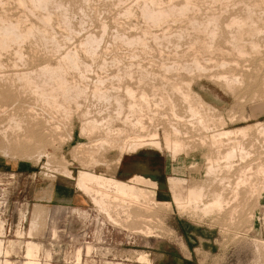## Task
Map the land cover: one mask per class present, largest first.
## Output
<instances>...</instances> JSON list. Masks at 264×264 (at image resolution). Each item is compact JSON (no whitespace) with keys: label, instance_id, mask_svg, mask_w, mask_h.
I'll return each instance as SVG.
<instances>
[{"label":"rangeland","instance_id":"rangeland-1","mask_svg":"<svg viewBox=\"0 0 264 264\" xmlns=\"http://www.w3.org/2000/svg\"><path fill=\"white\" fill-rule=\"evenodd\" d=\"M17 1L19 0H0V19H6L3 23L0 21V24L5 23L6 25L10 22L15 24L18 21L20 26L16 24L26 36L20 38L21 40H15L11 39V36H5V38L0 34V41L4 38V42H0V264H4L5 260H9L12 264H28L30 261L27 254L28 244L31 241L38 244L36 260L39 264H264V174L257 173L259 164L264 167V137L258 132L261 128L260 124H264V33L260 32L259 35L257 34L259 37H255L262 46L261 52L248 49L249 54L239 59L240 57L238 58L227 42L231 35L225 26L231 17H235L234 15L252 24L253 21L250 22L248 19L249 10L247 8L250 5L252 7L255 4L253 2L259 0H244L248 4L243 0H225L224 2L223 0H192V2L191 0H59V2L55 0L51 2L48 7L50 10L47 9V11L34 9L30 2L27 5L21 4V6ZM263 2L261 7L253 12L254 22L261 20L259 23H254L255 27L254 24L253 27L262 28V30L264 29V16L259 14L261 13L259 10L264 8ZM186 3H191L189 10H192L191 5L196 7L194 6L192 11L188 12L187 9L185 12L181 10V7ZM59 8L62 11L58 10ZM161 8L170 11V17L159 20L161 23L156 20L155 22L148 15L145 18L146 14L143 16L144 10ZM65 10L67 13L64 12ZM194 18L196 21H192ZM193 22L197 25L195 28L192 25ZM198 23L202 25L199 27ZM203 26L207 28V32ZM27 29H30L29 31L34 35H29ZM214 29L219 30L215 37L208 34ZM46 36L50 39L45 40ZM175 36L179 38V42ZM52 39L54 43L51 42ZM196 39L199 42H196ZM204 44H207V47ZM204 46L206 50L208 47L211 49L214 47L216 51L213 52V48L204 53ZM218 49L223 50L221 52ZM210 50L213 52L212 55ZM69 51L71 53L67 54ZM196 51L199 54H195ZM196 57L198 63L200 61L202 64L199 63L201 68L195 66ZM215 58L217 60H214ZM218 58L229 62L226 69L221 66L222 61ZM236 61L237 63H234ZM70 62H73L75 67L78 64L77 69L71 66ZM236 64H240L239 67ZM50 65L54 69H57L56 66L62 67L63 71L59 69L60 72L57 74L64 75L62 77L65 83H61L68 86L71 84L72 87H76L79 83L76 89L81 87V92L77 94L71 90L75 93L70 92L69 96H66L56 87H46L48 78L41 75L39 70ZM221 67L224 69L222 70ZM231 72L232 74L233 72L239 73L244 78L247 77L245 78L246 84L233 91L228 90L220 78L225 73L231 76ZM5 85L9 87L6 88ZM42 86L46 88L42 89ZM33 90L37 94L30 96L35 93ZM127 90H132L134 95H129ZM143 90H145L144 93ZM43 91L47 92L45 97H48V100L40 94ZM26 93L30 94L26 95ZM194 93L198 94V97H195ZM63 95L66 98H63ZM51 96L57 97L56 100H52ZM142 96L144 97L141 99ZM70 97H72L71 100ZM29 99L34 101L31 102ZM117 99L120 101L118 102ZM146 100H148L147 104ZM194 100L202 103L201 105L196 104L198 108L200 107L198 110L197 107L194 108V104L198 101L193 104ZM132 101L137 105L141 102V105L138 107ZM28 102L31 103L28 104ZM167 102L168 104L165 105ZM172 103L174 106H170L173 105ZM57 106L63 107L67 115L63 116V109ZM162 106H164L163 109ZM190 106L195 110L194 115L191 114ZM150 107L151 109L148 110ZM159 107H161L160 111ZM156 109L157 113H155ZM57 110L62 114H58ZM203 112L206 114H202ZM134 113H136L135 118ZM11 114L20 116L21 119L24 118V130L20 132L8 130L4 134L3 131L10 125ZM164 114L168 115V118ZM178 114L179 117L181 116L180 119ZM136 115L140 116L143 122L140 123L142 120ZM59 116L63 119H59ZM176 116L177 118H174ZM220 119L225 122H221ZM144 123L146 128L142 126ZM190 123L196 124L191 125ZM84 124L90 128H86ZM131 124L136 125L131 126ZM216 125L217 128L214 127ZM135 126H138L136 134ZM245 126L250 128L248 134L246 133L244 137L237 135V139L243 145L245 144L244 147L253 155H250L252 160L250 157L245 160L237 158L235 168L228 175L225 171L222 172L219 177L227 175L233 187L237 178L242 176L241 173L244 172L242 170L246 171L250 166L251 178L257 179L252 185L256 183L255 187L258 188L243 186L236 200L230 197L231 192L228 189L226 210L211 216L203 217L201 213L197 215L194 212L179 210L174 202V191L170 178L178 176L184 178L187 180L185 186L190 188L197 184L200 185L203 182V172L210 157L222 156L228 147L224 144V146L215 145L214 148L211 145L212 139L206 134L208 132L213 134L214 129V133H218L222 130H239ZM99 128L101 129L98 130ZM110 128L113 131H110L112 130ZM85 129H88V132ZM174 129H177V134L173 131ZM82 130L85 132L82 133ZM121 130L126 131L124 133L126 138L124 135L121 136ZM108 131L111 138L108 134L106 135ZM147 133L149 136L146 135ZM154 133L156 136L153 135ZM131 134L139 135V138L132 137ZM144 135L148 138H144ZM28 136H33V138L27 140ZM129 136L133 139L135 137L138 139L136 141L140 142L144 141L143 139L145 141L149 138L156 139L161 150H148L144 146L138 148L132 155L125 154L127 146L135 142L133 139L129 140ZM176 137L177 141L183 142L178 155L173 150L175 146L173 140L176 142ZM98 138L102 141L96 144ZM103 139L108 143L103 142ZM37 141L41 144L39 145ZM206 142V145L201 146ZM251 145L253 148L250 149ZM117 147L125 151L121 153ZM218 147H221V154L216 153L215 149ZM88 148L90 150L95 148L93 149L95 151L91 152ZM97 149H100L99 152ZM94 153H97L96 156ZM129 159H147L148 167L142 170V173L156 180L157 185L149 183L141 187L143 193L141 196L145 197H139L140 204L130 202V207L126 205L120 207L112 203L119 215L118 217L117 214H113L114 218L118 219L114 223L107 217L104 210L96 206L91 197L82 193L80 187L69 178V175L77 176L80 173L79 169L90 161L86 166L92 167L97 172L128 178L133 170L127 163ZM260 160H262L261 163H259ZM192 161L196 163V166L188 168ZM45 162L47 165L44 164ZM220 189L218 179L210 188L208 200L212 198L213 191L219 192ZM146 193L149 195H144ZM36 211L40 213V218L37 224H32ZM140 254H145L147 259H140Z\"/></svg>","mask_w":264,"mask_h":264},{"label":"bare ground","instance_id":"bare-ground-1","mask_svg":"<svg viewBox=\"0 0 264 264\" xmlns=\"http://www.w3.org/2000/svg\"><path fill=\"white\" fill-rule=\"evenodd\" d=\"M54 2L55 0H19V1H17L18 2V4H19V2H20V5L21 4H23V5H27V3L28 2H30L31 4H32V6L34 7V9L35 8H39V9H42V10H46L47 11V9H48V7H49V5L51 4V2ZM62 1V0H61ZM150 1H152V0H150ZM219 1V0H218ZM225 0H223L222 2H224ZM227 1V0H226ZM244 1V0H243ZM242 1V2H243ZM58 2H59V0H58ZM155 2V1H154ZM187 2V1H186ZM191 2H192V0H191ZM245 2V1H244ZM263 2V0H259L258 2H253V3H255L254 5H252V7H251V5H250V7H248L247 9L249 10L248 12H249V14H247V15H249V17H248V19H250V22H252L253 21V23L251 24V23H248V20H241V19H239L238 17H236V15H234L235 17H231L230 18V20L228 21V23L225 25L226 26V29L228 30V32H229V34L231 35V37H230V39H229V37H228V40L227 39H225V40H227V42L231 45V47H232V49L234 50V53H236L237 55H238V58L239 59H241V58H244V57H246L248 54H249V52H248V49H249V51L250 50H252V51H254V52H261L260 51V48L262 47L260 44H259V42L256 40L258 37H257V34L259 35V33L260 32H263L264 33V29L262 30V28L260 29V28H254L255 27V24L256 23H259V22H254V20H253V12L256 10V9H258L259 7H261V3ZM64 3V2H63ZM63 3H61L62 4V6H63ZM152 3V2H151ZM185 3V2H184ZM245 3H247V2H245ZM244 3V4H245ZM251 3V2H250ZM264 3V2H263ZM56 4V3H55ZM54 4V5H55ZM60 4V3H59ZM176 4V3H175ZM175 4H173V5H175ZM190 4L191 3H186V4H184L182 7H181V10H184L185 12H186V10L189 8V6H190ZM248 4V3H247ZM53 5V4H52ZM227 5V4H226ZM22 6V5H21ZM149 6V5H148ZM179 6V5H178ZM178 6H175V7H178ZM194 7L195 5H191V7ZM246 6V5H245ZM248 6V5H247ZM60 7H61V5H60ZM193 7H192V10H193ZM196 7V6H195ZM194 7V8H195ZM29 8V7H28ZM63 8H65V6L63 7ZM144 8V7H143ZM147 8V7H146ZM146 8H144V9H146ZM57 9V8H56ZM67 9V8H66ZM172 9V8H171ZM180 9V8H179ZM178 9V10H179ZM244 9V8H243ZM32 10V9H31ZM48 10H50V8L48 9ZM58 10H60V8L58 9ZM174 10H175V8H174ZM180 10V11H181ZM191 10V9H190ZM189 9H188V12L190 11ZM191 10V11H192ZM198 10H200V9H198ZM197 10V11H198ZM60 11H62V10H60ZM129 11V10H128ZM143 11V10H142ZM259 11H261V13L259 12V14L260 15H263L264 16V8H260V10ZM35 12V11H34ZM64 12H66V10L64 11ZM145 12V13H144ZM179 12V11H178ZM194 12H196V11H194ZM246 12H247V10H246ZM245 12V13H246ZM67 13V12H66ZM128 13V12H127ZM174 13V12H173ZM184 13V12H183ZM182 13V14H183ZM242 13H244V12H242ZM256 13V12H255ZM5 14V13H4ZM47 14V13H46ZM52 14V13H51ZM146 14V16H145V18L147 17V15L149 16V17H151L152 18V20H156L157 22H159V20H163V19H165L166 17H168L169 15H170V11H168V10H166V9H159V10H150V9H148L147 11H143V16ZM187 14V13H186ZM185 14V15H186ZM222 14V13H221ZM44 15V14H43ZM42 15V16H43ZM62 15H65V14H62ZM62 15H61V17H62ZM178 15H180L179 13H178ZM184 15V16H185ZM214 15V14H213ZM7 15H5V17H6ZM10 16V15H9ZM183 16V15H182ZM181 16V17H182ZM189 16V15H188ZM211 16H212V14H211ZM215 16V15H214ZM240 16H241V14H240ZM239 16V17H240ZM257 18H260L261 19V17H258V15H255ZM1 17V16H0ZM170 17V16H169ZM177 17V16H176ZM245 17V16H244ZM43 18H44V16H43ZM150 18V19H151ZM187 18V17H186ZM213 18V17H212ZM215 18V17H214ZM17 19V18H16ZM19 19H22V18H20L19 17ZM63 19V18H62ZM69 19H70V17H69ZM69 19H68V21H69ZM216 19V18H215ZM247 19V18H246ZM6 20V19H5ZM5 20H2V19H0V21H1V23H3V22H5ZM46 20V19H45ZM44 20V21H45ZM195 20V18L192 20V21H194ZM209 20H211L210 18H209ZM228 20V19H227ZM26 21H28V20H26ZM25 21V22H26ZM43 21V22H44ZM64 21H65V19H64ZM67 21V22H68ZM155 21V22H156ZM191 21V20H190ZM196 21V20H195ZM198 21V20H197ZM213 22H214V19L212 20ZM218 21V20H217ZM24 22V21H23ZM24 22V23H25ZM30 22V21H29ZM48 22V21H47ZM66 22V23H67ZM220 22V21H219ZM12 23V24H11ZM14 22H10V24H6V25H2V24H0V34L3 36V37H7V36H11V39H15V40H19L20 38H25L26 36L23 34V32H22V30H20V28H19V22L17 21L16 23L19 25H17L16 23V25L15 24H13ZM23 23V24H24ZM27 23V22H26ZM25 23V24H26ZM50 23V22H49ZM63 23V22H62ZM159 23H161V22H159ZM201 23H203V22H201ZM200 23V24H201ZM209 23V22H208ZM207 23V24H208ZM216 23V22H215ZM255 23V24H254ZM156 24V23H155ZM206 24V26H208ZM253 24H254V27H253ZM263 24V23H262ZM65 25V24H64ZM68 24H66L65 26H67ZM192 25H194V22H193V24ZM202 25V24H201ZM201 25H199V23H198V26L200 27ZM204 25V24H203ZM34 26H35V24H34ZM47 26V25H46ZM49 26V25H48ZM191 26V25H190ZM195 26H197V25H194V28H195ZM210 26V25H209ZM213 26V25H212ZM257 26V25H256ZM27 27H30V26H27ZM32 27V26H31ZM203 27H205V26H203ZM202 27V28H203ZM216 27V26H215ZM261 27V26H260ZM263 27H264V25H263ZM38 28V27H37ZM193 28V29H194ZM209 28V27H208ZM218 28H219V25H218ZM31 29V28H30ZM29 29V30H30ZM197 29V28H196ZM201 29V28H200ZM205 30L207 29L206 27L204 28ZM215 29H217V28H215ZM215 29L214 30H212L210 33H208V34H211L213 37H215L216 36V33H217V31H219V30H217V31H215ZM28 30V29H27ZM27 30H26V33H27ZM28 30V31H29ZM33 30V29H32ZM36 30V29H35ZM38 30V29H37ZM201 30H203V29H201ZM200 30V33L202 32ZM209 30H211V29H209ZM208 30V31H209ZM226 30V31H227ZM38 31H40V30H38ZM44 31V30H43ZM185 31V30H184ZM195 32L197 31V30H194ZM222 31V30H221ZM169 32V31H168ZM186 32V31H185ZM198 32V31H197ZM204 32V31H203ZM206 32H207V30H206ZM206 32H204V33H206ZM25 33V34H26ZM39 33V32H38ZM178 33H179V31H178ZM181 33V32H180ZM199 33V32H198ZM222 33V32H221ZM31 34V32L29 31V35ZM45 34V33H44ZM47 34V33H46ZM182 34H183V32H182ZM203 34V33H202ZM0 35V36H1ZM27 35H28V33H27ZM28 35V36H29ZM31 35H34L33 33L31 34ZM37 35V34H36ZM205 35V34H204ZM206 35H207V33H206ZM227 35H228V33H227ZM229 35V36H230ZM25 36V37H24ZM42 36V35H41ZM40 36V37H41ZM45 36V35H44ZM207 36H209V35H207ZM2 37V38H3ZM5 37V38H6ZM34 37V36H33ZM40 37H38L39 39H40ZM47 37V36H46ZM176 37V36H175ZM183 37V36H182ZM184 37H186V36H184ZM191 37V36H190ZM197 37V36H196ZM212 37V38H213ZM220 37V36H219ZM221 37H222V35H221ZM255 37H257L256 39H255ZM9 38V37H8ZM44 39H45V37H43ZM177 39H178V42L180 41L179 40V38L178 37H176ZM197 38H199V37H197ZM208 38V37H207ZM223 38H226V37H223ZM1 39V38H0ZM29 39H30V37H29ZM48 39H50V38H48L47 37V39H45V40H48ZM54 39V38H53ZM52 39V40H53ZM95 39V38H94ZM169 39V38H168ZM182 39V38H181ZM194 39H195V36H194ZM200 39V38H199ZM260 40H261V38H259ZM8 40V39H7ZM21 40V39H20ZM51 40V42H53L54 43V40L52 41ZM89 40V39H88ZM91 40V39H90ZM198 39H196V42H199V41H197ZM3 42H4V38H3V40H2ZM2 41H0V42H2ZM14 41V40H13ZM23 41V40H22ZM22 41H21V43H22ZM38 41V40H37ZM37 41L35 42L36 44H37ZM40 41V40H39ZM44 41V40H43ZM42 41V42H43ZM207 41V40H206ZM209 41V40H208ZM24 42V41H23ZM41 42V41H40ZM45 42V41H44ZM212 42V41H211ZM15 43H17V41L15 42ZM20 42H19V44H21ZM25 43V42H24ZM48 43V42H47ZM91 43V42H90ZM195 43V42H194ZM207 43H209V42H207ZM1 44V43H0ZM7 44V43H6ZM41 44V43H40ZM40 44H38V45H40ZM46 44V43H45ZM49 44V43H48ZM58 44V43H57ZM89 44V43H88ZM198 44V43H197ZM9 45V44H8ZM8 45L6 46V47H8ZM55 45V44H54ZM98 45V44H97ZM192 45H193V43H192ZM204 45H206V47H207V44H204ZM37 46V45H36ZM41 46V45H40ZM42 46H44V45H42ZM59 46V45H58ZM85 46V45H84ZM194 46V45H193ZM198 46V45H197ZM213 46H215V45H213ZM60 47V46H59ZM95 47V46H94ZM199 47V46H198ZM221 47V46H220ZM251 49H250V48ZM4 48V47H3ZM17 48H19V47H17ZM58 48V47H57ZM93 48V47H92ZM204 48H205V46L203 47V52L205 53V52H207V51H209V49H211L210 47H208V49L206 50V48H205V50H204ZM214 48V47H213ZM212 48V49H213ZM14 49V48H13ZM30 49V48H29ZM46 49V48H45ZM59 49V48H58ZM87 49V48H86ZM85 49V50H86ZM193 49H194V47H193ZM197 49V48H196ZM199 49V48H198ZM197 49V50H198ZM200 49H202L201 47H200ZM211 49V50H212ZM231 49V50H232ZM210 50V54L212 55V53L214 52V50L216 51V49L214 48L212 51ZM218 50H223V49H218ZM18 51H19V49H18ZM32 52L34 51V50H31ZM82 51H84V49L82 50ZM251 51V52H252ZM7 52V51H6ZM30 52V51H29ZM37 52V51H36ZM39 52V51H38ZM75 52V54H76V56H78L77 55V53H76V51H74ZM86 52H87V50H86ZM94 52V51H93ZM200 52V51H199ZM222 52V51H221ZM226 52H228V51H226ZM225 52V53H226ZM31 53V52H30ZM67 53V52H66ZM71 52L69 51L67 54H70ZM199 54L197 51L195 52V54ZM228 53H230V52H228ZM6 54V53H5ZM16 54H18V53H16ZM40 54H42V53H40ZM74 54V55H75ZM201 54V53H200ZM203 54V53H202ZM223 54V53H222ZM260 54V53H259ZM22 55V54H21ZM36 55V54H35ZM48 55V54H47ZM73 55V56H74ZM92 55H94L93 53H92ZM204 55V54H203ZM254 55H256V54H254ZM24 56V55H23ZM22 56V57H23ZM29 56V55H28ZM67 56V55H66ZM66 56H64V57H66ZM90 56V55H89ZM199 56H201L202 57V55H199ZM199 56H197V57H199ZM21 57V56H20ZM68 57V56H67ZM67 57L65 58V59H67ZM70 57V59H71V56H69ZM93 57V56H92ZM197 57H196V59H197ZM209 57V56H208ZM34 58V57H33ZM74 58V57H73ZM73 58H72V61H73ZM47 59V58H46ZM45 59V60H46ZM60 59V58H59ZM203 59V58H202ZM219 59V58H218ZM221 59H223V58H220L219 60H221ZM68 60V59H67ZM80 60V59H79ZM205 59H203V61H204ZM214 60H217V58H215ZM223 60H226V59H223ZM228 60V59H227ZM44 61V60H43ZM60 61V60H59ZM63 61H64V59H63ZM69 61V60H68ZM71 61V60H70ZM222 61V60H221ZM231 61V60H230ZM74 62V61H73ZM73 62L70 64L71 66L73 65ZM184 62V61H183ZM195 62V61H194ZM205 62V61H204ZM213 62V61H212ZM215 62V61H214ZM231 62H233V60L231 61ZM199 63L201 64V62L199 61ZM198 63V59H197V62H196V64H195V66L196 67H200L201 68V65ZM234 63H237V61L236 62H234ZM233 63V64H234ZM65 64H68V63H65ZM74 64H75V62H74ZM205 64V63H204ZM203 64V65H204ZM216 64H218V63H216ZM228 64H229V62H227V61H222L221 62V66L222 67H226V66H228ZM58 65V64H57ZM77 65V67H78V64H76ZM182 65V64H181ZM186 65H188V64H186ZM185 65V66H186ZM190 65H191V63H190ZM190 65H188V66H190ZM194 65V64H193ZM192 65V66H193ZM237 65V64H236ZM239 65L240 64H238L237 66L239 67ZM50 66H52V65H50ZM50 66H44L41 70H39L40 71V73H41V75L43 74L44 75V77H47L48 78V83L47 84H45V86L47 87H56L57 88V90L58 91H60V92H62L64 95H68L70 92H77V94H79L80 92H81V90H80V88L79 89H76L77 88V86H78V84L76 85V87L75 86H71V84L68 86V85H64L63 83H65L64 81H63V78L64 77H62V76H64V75H61V73H60V75H57L60 71H63V70H61L62 69V67H60L61 66V64H60V68L58 67V66H56L57 67V69H54L53 68V66L52 67H50ZM67 66V65H66ZM74 67H75V65H73ZM207 66V65H206ZM215 66V65H214ZM216 66H219V65H216ZM77 67H75L76 69H77ZM187 67V66H186ZM194 67V66H193ZM192 67V68H193ZM208 67V66H207ZM207 67H204V68H207ZM222 67H221V69H222ZM244 67V66H243ZM15 68V67H14ZM68 68V67H67ZM70 68V67H69ZM188 69H189V67H187ZM192 68H190L191 70H193ZM223 68V69H224ZM229 68H230V66H229ZM241 68V67H240ZM251 68H253V67H251ZM258 68V67H257ZM59 69H60V71H59ZM63 69H64V67H63ZM75 69V70H76ZM144 69V68H143ZM167 69V68H166ZM196 69H199V68H196ZM222 69V70H223ZM226 69V68H225ZM65 70V69H64ZM73 70H74V68H73ZM168 70V69H167ZM185 70V69H184ZM200 70V69H199ZM202 70H205V69H202ZM263 70V69H262ZM38 71V70H37ZM194 71V70H193ZM230 71V70H229ZM229 71H227V72H229ZM19 72V71H18ZM22 72V71H21ZM65 72H67V71H65ZM3 73V72H2ZM29 73V72H28ZM31 73V72H30ZM37 73H39V72H37ZM39 73V74H40ZM68 73V72H67ZM81 73V72H80ZM33 74H34V72H33ZM65 74V73H64ZM220 74H223V73H220ZM226 74V75H225ZM220 79H222V81H223V84H224V86L228 89V90H231V91H233V90H235V89H238V88H240V87H242L244 84H246L245 82V78H247V77H245L244 78V76L242 77V76H240L241 74H239V73H234L233 72V74H232V72H231V76H227V73H225ZM228 74H230V73H228ZM18 75V74H17ZM28 75H31V74H28ZM141 75V74H140ZM154 75V74H153ZM218 74H216V76H217ZM263 75V74H262ZM32 76V75H31ZM34 76H35V74H34ZM33 76V78H37V77H34ZM36 76H38V75H36ZM83 76V75H82ZM82 76H80V77H82ZM213 76V75H212ZM219 76H221V75H219ZM248 76H250V75H248ZM261 76V75H260ZM39 77V76H38ZM44 77H42V78H44ZM74 77V76H73ZM141 77V76H140ZM147 77V76H146ZM69 78V77H68ZM87 78V77H86ZM141 78H143V77H141ZM46 79V78H45ZM70 79V78H69ZM68 79V80H69ZM12 80V79H11ZM33 80V79H32ZM43 80V79H42ZM165 80V79H164ZM247 80V79H246ZM264 80V79H263ZM44 81H46V80H44ZM61 82H63V83H61ZM67 82V81H66ZM78 82V81H77ZM102 82V81H101ZM185 82V81H184ZM6 83V82H5ZM41 83V82H40ZM259 83V82H258ZM264 83V82H263ZM167 84V83H166ZM177 84V83H176ZM250 84V83H249ZM3 85V84H2ZM41 85H42V83H41ZM44 85V84H43ZM84 85V84H83ZM17 86H19L18 84H17ZM71 86V87H70ZM188 86V85H187ZM1 87V86H0ZM5 87L6 88H8L9 87V85L8 86H6L5 85ZM21 87V86H20ZM41 87V86H40ZM43 87L44 86H42V89H43ZM46 87H44V88H46ZM128 87V86H127ZM126 87V88H127ZM177 87H178V85H177ZM179 87H180V85H179ZM190 87V86H189ZM188 87V88H189ZM6 88H4V89H6ZM22 88V87H21ZM26 88V87H25ZM129 89H131V87H128ZM133 88V87H132ZM175 88V87H174ZM48 89V88H47ZM84 89V88H83ZM190 89V88H189ZM7 90V89H6ZM14 90V89H13ZM29 90V89H28ZM32 90V89H31ZM30 90V91H31ZM46 90V89H45ZM52 90V89H51ZM56 90V89H55ZM71 90H74V91H71ZM85 90H86V88H85ZM100 90H102V89H100ZM133 90V89H132ZM132 90H127L128 92H129V95L130 94H132V95H134L133 94V91ZM134 90H136V88H134ZM180 90V89H179ZM264 90V89H263ZM34 91V90H33ZM42 91V90H41ZM48 91V90H47ZM93 91V90H92ZM126 91V90H125ZM137 91V90H136ZM144 91L145 90H143V93H144ZM180 91H182V90H180ZM1 92V91H0ZM13 92V91H12ZM15 92V91H14ZM13 92V93H14ZM16 92H19V91H16ZM23 91L21 90V93H22ZM35 92V91H34ZM55 92V91H54ZM74 92V93H75ZM95 93H97L96 91H94ZM104 92V91H103ZM107 92V91H106ZM105 92V93H106ZM186 92V91H185ZM187 92H190V90H187ZM194 92V91H193ZM264 92V91H263ZM48 93H49V91H48ZM73 93V94H74ZM99 93V92H98ZM125 93H127V92H125ZM141 93V92H140ZM147 93V92H146ZM184 93V92H183ZM30 93H26V95H29ZM33 94H37L36 92L35 93H32L30 96H32ZM40 94H42V96L43 97H45V95H47V92H42V93H40ZM82 94V93H81ZM100 94V93H99ZM103 94V93H102ZM195 94V93H194ZM1 95V94H0ZM64 95H63V98H66V97H64ZM76 95V94H75ZM84 95V94H83ZM95 95V94H94ZM98 95V94H97ZM108 95H109V93H108ZM118 95V94H117ZM141 95V94H140ZM188 95H189V93H188ZM198 94H195V97H198L197 96ZM25 96V95H24ZM34 96V95H33ZM41 96V95H40ZM69 96V95H68ZM114 96H116V95H114ZM119 96V95H118ZM145 96V95H144ZM144 96H142L141 97V99L144 97ZM184 96H185V94L183 95V98H184ZM191 96V95H190ZM13 97V96H12ZM16 97V96H15ZM29 96H27V98H28ZM35 97H36V95H35ZM52 97V96H51ZM108 97V96H107ZM117 97V96H116ZM115 97V98H116ZM120 98H122V96H119ZM132 97V96H131ZM135 97H137V96H135ZM188 98H189V96H187ZM3 98V97H2ZM6 98V97H5ZM19 97L17 96V99H18ZM40 98V97H39ZM42 98V97H41ZM56 98L57 97H52L51 99L52 100H56ZM71 98L72 97H70V100H71ZM76 98H79V97H76ZM138 98V97H137ZM137 98H135V99H137ZM170 98V97H169ZM186 98V97H185ZM45 99L46 100H48V97H45ZM101 99H102V97H101ZM100 99V100H101ZM133 99V98H132ZM148 99V98H147ZM30 100V99H29ZM34 100H37V99H35L34 98ZM33 100V101H34ZM58 100V99H57ZM61 100V102H62V99H60ZM77 100V99H76ZM118 100V102L120 101L119 99H117ZM116 100V101H117ZM149 100V99H148ZM148 100H146V104H147V101ZM159 100H162L163 101V99H159ZM183 100H187V99H183ZM17 101V100H16ZM23 101V100H22ZM31 102H33L32 100H30ZM38 101V100H37ZM64 101V100H63ZM69 101V100H68ZM75 101V100H74ZM104 101V100H103ZM150 101V100H149ZM198 101V102H197ZM194 100L192 103L194 104V102H197V103H195L194 104V108L195 107H197L196 106V104L198 105H201L202 103H199V100ZM201 101V100H200ZM31 102H28V104L29 103H31ZM36 102V101H35ZM61 102H59L60 104H61ZM66 102V101H65ZM69 102H72V101H69ZM106 102V101H105ZM115 102V101H114ZM133 102V101H132ZM132 102H130V103H132ZM145 102V101H144ZM165 102V101H164ZM187 102H189V100H187ZM186 102V103H187ZM191 102V101H190ZM16 103H18V101L16 102ZM46 103V102H45ZM53 103V102H52ZM59 103H57V104H59ZM134 103V102H133ZM132 103V104H133ZM136 103H138V102H136ZM141 103V102H140ZM139 103V105H141ZM143 103V102H142ZM27 103H26V107H27V105H28ZM54 104H55V102H54ZM59 104V105H60ZM69 104V103H68ZM76 104V103H75ZM77 104H78V102H77ZM77 104H76V106H77ZM129 104V103H128ZM135 104V103H134ZM133 104V105H134ZM145 104V105H146ZM168 104V102L167 103H165V105H167ZM169 104H170V102H169ZM173 104V103H172ZM207 104V103H206ZM2 105H3V102H2ZM33 105V104H32ZM37 104L35 103V106H36ZM41 105V104H40ZM45 105V104H44ZM132 105V107H134ZM135 105H137V104H135ZM139 105H137L138 107H139ZM164 105V104H163ZM189 105H191V103L189 104ZM15 106V105H14ZM54 106V105H53ZM52 106V108H54ZM60 106H63V105H60ZM65 106V105H64ZM69 106V105H68ZM149 106V105H148ZM155 106H159V105H155ZM161 106V105H160ZM170 106H174V104L173 105H170ZM175 106H176V104H175ZM3 107V106H2ZM58 108H62L63 109V107H59V106H57ZM78 107V106H77ZM118 107V106H117ZM116 107V108H117ZM124 107V106H123ZM138 107H137V109H138ZM146 107V106H145ZM156 107V108H157ZM163 107L164 106H162V109H163ZM28 108H29V106H28ZM28 108H26V109H28ZM32 108H33V106H32ZM38 108V107H37ZM69 108V107H68ZM73 108V107H72ZM131 108V107H130ZM147 108V107H146ZM160 108L161 107H159L158 108V110L160 111ZM176 108V107H175ZM189 108V107H188ZM194 108L193 107H191L190 106V111H191V114H193V113H195V110H194ZM200 108V107H199ZM198 107H197V110L199 109ZM23 110V108L21 107L20 108V110ZM47 109V108H46ZM56 109V108H55ZM54 109V110H55ZM131 109H133V108H131ZM143 109H145L144 107H143ZM151 109V107L148 109V110H150ZM153 109V108H152ZM209 109V108H208ZM21 110V111H22ZM39 110V109H38ZM48 110H49V108H48ZM66 110V109H65ZM72 110V109H71ZM71 110H69V111H71ZM119 110V112H120V109H118ZM128 110H130V109H128ZM136 110V109H135ZM135 110L133 111V112H135ZM157 109H156V111H155V113H157V111H158ZM170 110H171V108H170ZM173 110V109H172ZM24 111H26V110H24ZM27 111H29V109L27 110ZM32 112H33V110H31ZM31 111L29 112V113H31ZM35 111V110H34ZM47 111V110H46ZM50 111H52L51 109H50ZM72 111H74V110H72ZM142 111V110H141ZM145 111V110H144ZM42 112H45V111H42ZM55 112H56V110H55ZM57 112H58V110H57ZM62 112H63V116H65L64 114H66V112L67 111H65V113H64V109L62 110ZM62 112H60L61 114H62ZM128 112V111H127ZM136 112H138V110L136 111ZM152 112V111H151ZM169 112H171V111H169ZM174 111H172L171 113H173ZM1 113V112H0ZM28 113V112H27ZM39 113V112H38ZM52 113V112H51ZM59 112H58V114H60ZM82 113H84L83 111H82ZM141 112H139V114H140ZM190 113V112H189ZM200 113V112H199ZM198 113V114H199ZM18 114H19V112H18ZM127 114V113H126ZM135 114L136 113H134V118H135ZM201 114V113H200ZM202 114H206V113H202ZM12 115V114H11ZM27 115V114H26ZM29 115V114H28ZM46 115V114H45ZM67 115V114H66ZM70 115V114H69ZM154 115H156V114H154ZM166 114H164V116H165ZM173 116H175L174 114H172ZM194 115V114H193ZM192 115V116H193ZM48 116V115H47ZM57 116V115H56ZM62 116V115H61ZM127 116V115H126ZM137 116V115H136ZM152 116H153V113H152ZM161 116L163 117V114H161ZM168 116V115H167ZM167 116H165L166 118H168ZM203 116V115H202ZM210 116V115H209ZM23 117H25V115L23 116ZM69 117V116H68ZM132 117V116H131ZM137 117H139V118H141L140 116H137ZM151 117V116H150ZM161 117V118H162ZM181 117V116H180ZM180 117H179V114H178V118L180 119ZM191 117V116H190ZM197 117H199L200 118V116H197ZM2 118H4V117H2ZM11 119H10V125H9V127L8 128H6V130H4L3 131V133L4 134H6L7 133V131L8 130H13V131H18V132H20V131H23L24 130V123H25V120H24V118H20V116H17V115H12V117H10ZM29 118V117H28ZM34 118V117H33ZM70 118V117H69ZM138 118V119H139ZM155 118V117H154ZM174 118H177V116L176 117H174ZM201 118H203V117H201ZM234 118V117H233ZM41 118H39V120H40ZM59 119H63V118H61L60 116H59ZM66 119V118H65ZM129 119H130V117H129ZM181 119H183V118H181ZM188 119H189V117H188ZM211 119H212V117H211ZM215 119V118H214ZM50 120V119H49ZM52 120V119H51ZM97 120V119H96ZM95 120V121H96ZM126 120H127V118H126ZM137 120V119H136ZM141 120L142 121H140V123L141 122H143V119L141 118ZM153 120V119H152ZM160 120V119H159ZM196 120V119H195ZM199 120V119H198ZM197 120V121H198ZM213 120V119H212ZM212 120L210 121V122H212ZM221 120V119H220ZM219 120V121H220ZM32 121V120H31ZM44 121V120H43ZM138 121V120H137ZM193 121V120H192ZM196 121V122H197ZM205 121V120H204ZM217 121V120H216ZM215 121V122H216ZM218 121V122H219ZM224 121V120H223ZM222 120H221V122H223ZM5 122V121H4ZM38 122V121H37ZM40 122H42V121H40ZM186 122H189V121H186ZM209 122V121H208ZM215 122H213V123H215ZM220 122V123H221ZM225 122V121H224ZM91 123H93V122H91ZM98 123V122H97ZM139 123V124H140ZM198 123V122H197ZM206 123V122H205ZM257 123V122H256ZM38 124V123H37ZM36 124V125H37ZM87 124H89V123H87ZM173 124V123H172ZM172 124H170V125H172ZM191 124V123H190ZM194 124H196V123H194ZM194 124H191V125H194ZM202 124H203V127H204V122L202 121ZM209 124V123H208ZM222 124V123H221ZM223 124H225V123H223ZM255 124V123H254ZM84 125H86V124H84ZM94 125V124H93ZM92 125V126H93ZM97 125V124H96ZM133 125H136V124H133ZM132 124H131V126H133ZM142 125V124H141ZM178 125V124H177ZM176 125V126H177ZM249 125H251V124H249ZM261 125V126H260ZM260 125H257V126H260L261 128H259V131L258 132H260V135L261 136H263L264 137V124L262 123V124H260ZM27 126H30V125H27ZM87 126V125H86ZM102 126V125H101ZM142 126H145V128H146V124L144 123ZM172 126H174V125H172ZM206 126V125H205ZM208 126V125H207ZM252 126V125H251ZM254 126H256V124L254 125ZM82 127V126H81ZM96 127H99V126H96ZM108 127V126H107ZM139 127H141V126H139ZM175 127V126H174ZM214 127H218L217 125L216 126H214ZM247 126H245V128H241V129H237V130H234V131H236V133H234V131H232V130H222L221 132H218V133H214V131H215V129H214V131H213V134H209V132H208V134H206V135H208V137H210L211 139H212V143H211V145L215 148V145H223L224 146V144H227L228 145V147H227V150L224 152V154L222 155V156H220V157H213V158H211L210 157V161H209V163L206 165V168H205V170H204V172H203V176H202V180H203V182H201V184L200 185H194L193 186V188H190V187H186L185 186V183H186V179H184V178H180L179 176V178L178 177H176V178H173V177H171L170 178V184H171V186H172V188H173V191H174V202H175V205L179 208V210H181V211H190V212H194V213H197V215H198V213H201V215L203 216V217H206V216H211V215H214V214H218V213H221V212H223V211H225L226 209H225V205H226V201H227V194H226V192L228 193L229 191L231 192V194H230V197H233V199H237L238 197H239V195L241 194V190L243 189V186H252V187H254V188H258V187H255V186H257L256 185V183L254 184V185H252L254 182H255V180H257L256 178H255V180L253 179V178H251V176H250V173H251V169H249V167L247 168V170L245 171V170H242V171H244V172H242L241 174H242V176H239L238 178H237V180H236V182H235V184H234V186L232 187V185H231V183H230V179H229V177L227 176L234 168H235V166H236V159L237 158H240L241 160H245V159H247L248 157H250V159L252 160V158H251V156H253V155H251V153H250V151L249 150H247L245 147H244V145L237 139V135H240V136H246L248 133V130H250V128H246ZM3 128V127H2ZM50 128V127H49ZM56 128V127H55ZM86 128H90V126H87ZM92 128V127H91ZM94 129H95V127H93ZM135 130L133 129V128H131L132 130H134L135 131V134H136V130H137V128H138V126L136 127L135 126ZM145 128H140V129H145ZM155 128V127H154ZM173 128V127H172ZM210 128H212V126L210 127ZM81 129V128H80ZM83 129V128H82ZM88 129H85L87 132H88ZM101 128H99L98 130H100ZM110 129H112V128H110ZM117 129V128H116ZM119 129V128H118ZM222 129V128H221ZM256 129H257V127H256ZM91 130V129H90ZM98 130H96L97 132H98ZM115 130V129H114ZM176 130L177 129H174L173 131H175L176 132ZM178 130H179V128H178ZM207 130V129H206ZM212 130V129H211ZM102 131V130H101ZM110 131H113V129L112 130H110ZM123 130H121V136L122 135H124V133L126 132H122ZM143 131V130H142ZM157 131V130H156ZM156 131H153V132H156ZM209 131V130H208ZM85 131H83L82 130V133H84ZM91 132V131H90ZM93 132V131H92ZM94 132H95V130H94ZM119 132V131H118ZM117 132V133H118ZM130 132V131H129ZM133 132V131H132ZM131 132V133H132ZM138 132V131H137ZM33 133V132H32ZM104 133H106V132H104ZM103 133V134H104ZM120 133V132H119ZM118 133V135H120ZM128 133V132H127ZM126 133V134H127ZM178 132H176L175 134H177ZM247 133V134H246ZM85 134H87V133H85ZM90 134V133H89ZM99 134V133H98ZM101 134V133H100ZM108 134V137L110 136L109 135V131H108V133H106V135ZM116 134V133H115ZM138 134V133H137ZM151 134V133H150ZM156 133H154L153 135L154 136H156L155 135ZM181 134V133H180ZM28 135V134H27ZM139 135H140V133H139ZM139 135H132L131 134V136L133 137V136H136V138L139 136ZM146 135H148V133L146 134ZM146 135H144L143 137L144 138H148V136H146ZM170 135V134H169ZM185 135V134H184ZM188 135V134H187ZM190 135V134H189ZM205 135V134H204ZM253 135V134H252ZM7 135H5V137H6ZM34 136V135H33ZM33 136H31L32 138H33ZM111 136H112V134H111ZM141 136V135H140ZM177 136H179V135H177ZM236 136V137H235ZM251 136V135H250ZM255 136V135H254ZM31 137H29L28 136V138H30V139H28L27 138V140H31ZM105 137V136H104ZM124 137H125V135H124ZM151 137H152V135H151ZM109 138H111V137H109ZM126 138V137H125ZM128 138V137H127ZM129 138H130V136H129ZM139 138V137H138ZM153 138V137H152ZM152 138H149V139H151V140H149L148 139V141H145V139H143L144 141H142V142H140V141H136V140H138V139H135V137H134V139L133 138H130L129 140H131V139H133V141H135L134 143L133 142H131L132 144H130V145H128L127 147H128V149H127V151H126V153L125 154H128V155H132L135 151H137L138 150V148H142V147H146V149H148V150H153V149H160L161 150V147H160V144H159V142L158 141H156V139H152ZM198 139H200L199 137H197ZM196 138V139H197ZM204 138H205V136H204ZM24 139V138H23ZM26 139V138H25ZM24 139V140H25ZM96 139V138H95ZM99 139V138H98ZM141 139V138H140ZM195 139V138H194ZM244 139V138H243ZM19 140V139H18ZM18 140H15V141H18ZM105 140H107L106 138H105ZM104 139H103V142H105V143H108V141L106 142ZM127 140V139H126ZM128 140V141H129ZM142 140V139H141ZM205 140V139H204ZM204 140H201V142L202 141H204ZM227 140V141H226ZM233 140H234V142H233ZM258 140V139H257ZM262 140V139H261ZM20 141V140H19ZM38 141H40V140H38ZM38 141H37V143H38ZM99 141H102V140H97V142H96V144L99 142ZM117 141V140H116ZM175 140H173V144L175 145V146H173L174 148H173V150H174V152H175V154H177L178 155V151H180L181 150V146H182V144L181 143H183V142H180V141H177V137H176V142H174ZM124 142H127V141H125L124 140ZM200 142V143H201ZM205 142V141H204ZM233 142V143H232ZM252 142V141H251ZM264 142V141H263ZM109 143H110V141H109ZM113 143H116V142H113ZM112 143V144H113ZM232 143V144H231ZM261 143V142H260ZM39 145L41 144V143H38ZM38 144H36V145H38ZM82 144V143H81ZM90 144V143H89ZM207 144V142L204 144V143H202V145L201 146H203V145H206ZM247 144V143H246ZM18 145H19V143H18ZM35 145V144H34ZM57 145V144H56ZM101 145V144H100ZM121 146H123V145H125V143L122 145V144H120ZM119 145V146H120ZM164 145V144H163ZM166 145H168V143L166 144ZM170 145V144H169ZM188 146H189V144H187ZM80 146V145H79ZM94 146L96 147V145H95V143H94ZM93 146V147H94ZM247 146V145H246ZM92 147V146H91ZM101 147V146H100ZM125 147V146H124ZM123 147V148H124ZM74 148V147H73ZM78 148H80V147H78ZM82 148V147H81ZM97 148H99V147H97ZM115 148V147H114ZM121 147H117V149H119V151H121V149H120ZM251 148H253L252 147V145L250 146V149ZM264 148V147H263ZM89 150H90V148H88ZM92 149V148H91ZM93 149H95V148H93ZM90 150L91 152L92 151H95V150ZM102 149H103V147H102ZM168 149V148H167ZM84 150H87V149H84ZM99 150L100 149H97V152H99ZM124 150V149H123ZM122 150V151H123ZM168 150H170V148L168 149ZM216 150V153L217 154H221V147H218V148H216L215 149ZM121 151V153H123ZM87 152H89V151H87ZM139 152V151H138ZM173 152V151H172ZM120 153V154H121ZM149 153V152H148ZM261 153H263V152H261ZM91 155H92V153H90ZM95 154V153H94ZM97 154V153H96ZM96 154H95V156H96ZM260 153H258V155H259ZM251 155V156H250ZM94 156V157H95ZM121 157V156H120ZM92 158V157H91ZM173 158V157H172ZM174 158H175V155H174ZM179 158H180V156H179ZM93 159V158H92ZM91 159V161H93ZM97 159V158H96ZM95 159V160H96ZM177 159H178V157H177ZM208 159V158H207ZM176 160V159H175ZM204 160V159H203ZM206 160V159H205ZM240 160V161H241ZM89 161V160H88ZM127 161H129V162H127V163H129L130 164V168H133V170L131 171L132 173L128 176V178H121V177H116V176H111V175H108V174H106V173H102V172H97V171H95V170H93L92 169V167L90 168L89 166H86V165H88L89 163H90V161H89V163L88 164H85L82 168H80L79 170H80V173H78V175L77 176H74V175H72V174H70L69 175V178L71 179V180H73L75 183H76V185L77 186H79L80 187V189H81V191H82V193L84 194V195H87V196H89V197H91L92 199H93V201L95 202V204H96V206L99 208V209H101V210H104V212L106 213V215H107V217H109V219L110 220H112V222H116L118 219H115L114 218V213L115 214H117L118 212V210L117 209H114L113 208V205L115 206V204L117 205V206H122V205H126V206H129L130 207V202H139V204H140V201H138V199H139V197L143 194L142 193V189H141V187L142 186H144V184L145 185H148L149 183H152L154 186H156L157 185V181L156 180H154V179H152L151 177H149V176H147L146 174L144 175L143 173H142V170H145V169H147V167H148V160L146 159V160H141V159H134V160H127ZM196 161H198V160H196ZM48 162V161H47ZM47 162H45L44 164H46ZM95 162V161H94ZM99 162V161H98ZM262 162V160H260L259 161V163H261ZM190 163V162H189ZM196 163L194 162V161H192V163L188 166V168H193V167H195L196 165H195ZM47 165V164H46ZM92 165V164H91ZM185 165V164H184ZM50 167V166H49ZM258 172L257 173H262V174H264V167L263 166H260V164L258 165ZM251 168V167H250ZM66 169H64V171H65ZM68 170V173L70 172L69 171V169H67ZM78 170V171H79ZM236 170V169H235ZM63 171V172H64ZM157 171V170H156ZM224 171L227 173V175L225 176H223V177H219L220 176V174L223 172L224 173ZM154 173V172H153ZM158 173V172H157ZM66 175H68L67 173H66ZM76 175V174H75ZM219 179V181H220V185H221V189H220V191L219 192H212L213 193V195H212V198L210 199V200H208V197L210 196V188H211V186H212V184L216 181V180H218ZM259 181H257V183H258ZM143 188V187H142ZM144 188H146V187H144ZM250 188V187H249ZM147 189V188H146ZM229 189V191H227ZM146 191H148V189L146 190ZM145 191V192H146ZM149 191H150V189H149ZM154 192V190L152 191V193ZM246 192V191H245ZM248 193V192H247ZM149 195V193H146V194H144V195ZM141 197H145V196H141ZM146 199V198H145ZM146 201H147V199H146ZM232 201V200H231ZM233 202V201H232ZM112 203H114L113 205H112ZM142 203V202H141ZM148 203V202H147ZM231 203V202H230ZM230 203H228V204H230ZM136 204H138V203H136ZM143 205V204H142ZM146 205V204H145ZM147 206V205H146ZM144 207V206H143ZM116 208H118V207H116ZM122 208H124V207H122ZM225 209V210H224ZM121 212V211H120ZM119 212V213H120ZM122 212H124V211H122ZM125 212H127V211H125ZM129 213V212H128ZM123 214V213H122ZM118 215V214H117ZM116 215V216H117ZM196 215V214H195ZM127 216V215H126ZM118 217H119V215H118ZM117 217V218H118ZM128 217H130L129 216V214H128ZM127 218V217H126ZM151 231V230H150ZM150 231H148V233L150 232ZM145 254H140V259H147V258H145ZM143 261V260H142Z\"/></svg>","mask_w":264,"mask_h":264},{"label":"crops","instance_id":"crops-1","mask_svg":"<svg viewBox=\"0 0 264 264\" xmlns=\"http://www.w3.org/2000/svg\"><path fill=\"white\" fill-rule=\"evenodd\" d=\"M40 218V213L36 211L34 213V216L32 218V224H37ZM31 233V232H30ZM38 250V244L35 241H31L28 244V256L30 257V261L28 264H39V262L36 260V252ZM79 256V255H78ZM77 256V258H78ZM4 264H12L9 260H5ZM78 264V263H76Z\"/></svg>","mask_w":264,"mask_h":264}]
</instances>
